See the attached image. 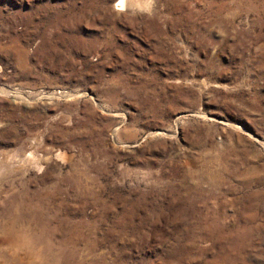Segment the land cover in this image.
<instances>
[{"label":"rangeland","instance_id":"374dc122","mask_svg":"<svg viewBox=\"0 0 264 264\" xmlns=\"http://www.w3.org/2000/svg\"><path fill=\"white\" fill-rule=\"evenodd\" d=\"M0 264H264V0H0Z\"/></svg>","mask_w":264,"mask_h":264},{"label":"bare ground","instance_id":"6f19581e","mask_svg":"<svg viewBox=\"0 0 264 264\" xmlns=\"http://www.w3.org/2000/svg\"><path fill=\"white\" fill-rule=\"evenodd\" d=\"M125 2L124 1H121L120 2V6H124Z\"/></svg>","mask_w":264,"mask_h":264}]
</instances>
